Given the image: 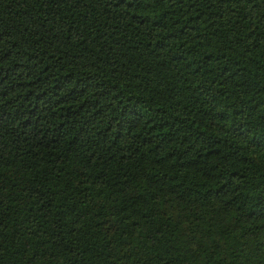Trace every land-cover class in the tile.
Segmentation results:
<instances>
[{"label":"trees","instance_id":"obj_1","mask_svg":"<svg viewBox=\"0 0 264 264\" xmlns=\"http://www.w3.org/2000/svg\"><path fill=\"white\" fill-rule=\"evenodd\" d=\"M0 264H264V0H0Z\"/></svg>","mask_w":264,"mask_h":264}]
</instances>
